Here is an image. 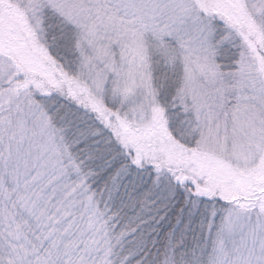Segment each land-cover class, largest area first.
Here are the masks:
<instances>
[{
	"label": "snow or ice",
	"instance_id": "1",
	"mask_svg": "<svg viewBox=\"0 0 264 264\" xmlns=\"http://www.w3.org/2000/svg\"><path fill=\"white\" fill-rule=\"evenodd\" d=\"M0 264H264V0H0Z\"/></svg>",
	"mask_w": 264,
	"mask_h": 264
}]
</instances>
